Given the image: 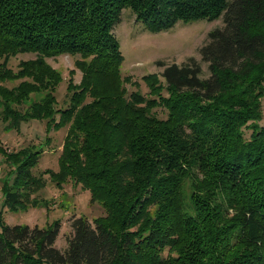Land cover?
<instances>
[{"label":"trees","instance_id":"trees-1","mask_svg":"<svg viewBox=\"0 0 264 264\" xmlns=\"http://www.w3.org/2000/svg\"><path fill=\"white\" fill-rule=\"evenodd\" d=\"M124 10L153 33L223 18L200 49L210 76L194 58L159 61L163 71L143 77L148 95L129 93L114 33ZM19 55L34 58L15 71ZM64 55L82 78L58 107L63 77L48 59ZM263 100L264 0H0V119L16 132L45 122L47 140L68 128L58 172L35 173L43 146L0 145V264H264ZM46 175L105 209L73 219L65 251L60 221H4L33 206Z\"/></svg>","mask_w":264,"mask_h":264},{"label":"rangeland","instance_id":"rangeland-1","mask_svg":"<svg viewBox=\"0 0 264 264\" xmlns=\"http://www.w3.org/2000/svg\"><path fill=\"white\" fill-rule=\"evenodd\" d=\"M122 21L118 24L114 33L120 43L124 56L123 77L130 78L131 83L126 84L128 92L138 91L148 95L149 88L143 77L153 73H160L157 63L184 64L190 58L196 59L202 67V77L210 76L209 64L203 62L200 49L209 42V33L217 28H223V18L212 21L203 20L190 23L179 22L169 31L153 33L149 27L138 22L136 16L130 10H124ZM34 58L33 55H19L9 62L11 68L18 69L20 62ZM76 58L64 55L48 59L50 65L62 73L63 81L55 93L58 107H65L68 103L67 86L69 81L80 84L82 72L75 66ZM19 81H17L18 84ZM43 94L34 95L33 100H40ZM264 112V100H263ZM160 118L166 114L160 108L154 110ZM264 126V119L260 123ZM68 128L53 130L47 140L45 122L32 121L22 125L20 132L12 131L5 127L0 119V145L8 152L20 150L25 147L45 148V152L37 166L35 173H44L46 170L58 172L59 158L65 143ZM250 132H247V137ZM10 150V151H9ZM6 156L0 154V211L3 209L4 196L2 185L7 180L9 163ZM47 185L33 196V206L17 212L7 211L4 221L8 225H30L48 227L57 221L61 222V229L56 241V247L65 251L68 247V239L73 229L72 221L80 216L86 217L90 222L104 216L105 209L100 203L91 201V194L77 185L73 180L58 186L49 176H45ZM4 210V209H3Z\"/></svg>","mask_w":264,"mask_h":264}]
</instances>
